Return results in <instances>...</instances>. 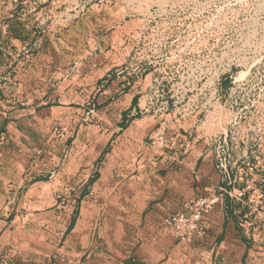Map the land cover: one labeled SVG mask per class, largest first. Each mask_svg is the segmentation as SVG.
<instances>
[{
    "label": "crops",
    "instance_id": "crops-1",
    "mask_svg": "<svg viewBox=\"0 0 264 264\" xmlns=\"http://www.w3.org/2000/svg\"><path fill=\"white\" fill-rule=\"evenodd\" d=\"M13 5L0 1V264H264V230L252 234L240 224L247 195L239 194L248 180L237 175V161L223 170L208 137L164 144L175 141L173 125L144 116L146 103L136 102L140 92L132 88L117 97L103 93L93 119L84 122L88 95L75 83L50 89L56 59L45 56L43 42L30 61L10 57L37 34ZM55 125L74 129L72 146L46 149ZM60 151L65 161L83 162L80 173L96 180L92 188L79 187L80 216L63 225L41 219L57 204L50 182ZM210 192L220 201L204 217L205 236L178 241L165 218ZM43 223L50 238L28 231Z\"/></svg>",
    "mask_w": 264,
    "mask_h": 264
},
{
    "label": "rangeland",
    "instance_id": "rangeland-1",
    "mask_svg": "<svg viewBox=\"0 0 264 264\" xmlns=\"http://www.w3.org/2000/svg\"><path fill=\"white\" fill-rule=\"evenodd\" d=\"M0 1L13 2L37 31L32 44L25 41L10 57L17 64L30 61L43 42L45 56L56 59L50 89L75 83L88 95L84 122L93 119L103 93L117 97L125 87L135 89L136 102L146 103L144 116L173 125L175 141L164 144L208 137L218 159L237 161V175L248 180L241 189L246 201L254 189L264 194V0ZM74 134L55 125L46 149L62 150ZM93 146L86 150L88 174ZM81 163L65 161L61 151L55 157L50 185L57 187V204L44 211L43 221L55 218L63 225L80 216L79 187L96 184L80 173ZM113 182L108 177L104 184ZM47 226L28 231L50 238ZM62 231L59 226L58 235Z\"/></svg>",
    "mask_w": 264,
    "mask_h": 264
},
{
    "label": "built area",
    "instance_id": "built-area-1",
    "mask_svg": "<svg viewBox=\"0 0 264 264\" xmlns=\"http://www.w3.org/2000/svg\"><path fill=\"white\" fill-rule=\"evenodd\" d=\"M220 167L227 171L231 164L230 155L219 158ZM240 196H245L244 190ZM220 201V195L210 192L197 198L187 200L181 211L166 217L164 224L174 233L180 242H191L196 238L204 237L206 234L204 217L209 214ZM246 214L241 219V226L246 232L252 233L264 230V194L254 189L247 199ZM258 236L260 234L258 233ZM1 264H8L3 260Z\"/></svg>",
    "mask_w": 264,
    "mask_h": 264
}]
</instances>
